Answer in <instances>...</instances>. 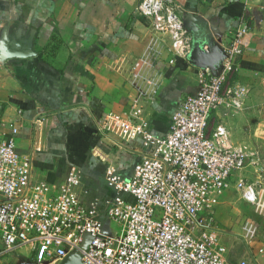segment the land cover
<instances>
[{
    "label": "crops",
    "instance_id": "0c3cea01",
    "mask_svg": "<svg viewBox=\"0 0 264 264\" xmlns=\"http://www.w3.org/2000/svg\"><path fill=\"white\" fill-rule=\"evenodd\" d=\"M175 1L191 44L188 21L201 23L200 29L211 32L224 49L241 24L250 30L229 87L241 106L224 108L211 118V125L226 126L233 147L248 153L247 181L246 173L264 171V0L247 5L233 0ZM138 4L139 0H0V48L36 53L0 61V131L19 129L18 152L31 157L38 180L58 186L77 168L82 174V202L100 200L105 219L104 202L114 197L106 170L112 165L130 179L139 149L118 137L101 136L99 121L110 113L127 116L141 85L147 94L144 117L152 133L164 138L180 102L197 93L205 71L192 66L187 56L170 64V40L153 30ZM153 45L161 51L159 58ZM146 58L155 67L142 70L150 80L143 84L134 79L141 69L134 66ZM246 248L247 254L237 251L239 258L233 248L231 260L264 264V252Z\"/></svg>",
    "mask_w": 264,
    "mask_h": 264
},
{
    "label": "built area",
    "instance_id": "2783aa9c",
    "mask_svg": "<svg viewBox=\"0 0 264 264\" xmlns=\"http://www.w3.org/2000/svg\"><path fill=\"white\" fill-rule=\"evenodd\" d=\"M233 1L247 5L251 0ZM138 11L170 40V64L188 55L191 37L175 0H139ZM249 33L245 24L235 30L224 49L223 70L219 75L204 71L197 93L180 102L164 138L152 133L144 117L147 94L141 85L127 116L110 113L99 121L101 136L118 137L139 149L130 179L112 165L106 170L114 192L104 202L106 219L100 200L82 202L77 168L58 186L38 180L31 157L18 152L19 129L0 131V264L12 256H20L22 264H61L73 253L81 254L82 264H252L231 260L233 248L224 240L215 211L233 182L250 205L261 206L260 192L244 178L248 153L230 144L226 126L211 125L216 112L241 106L225 84L244 54ZM151 49L159 58L158 47ZM134 67H141L134 79L150 83L141 72L154 63L146 58ZM257 234L254 222H244L245 244L252 245ZM87 235L91 240L84 249Z\"/></svg>",
    "mask_w": 264,
    "mask_h": 264
},
{
    "label": "rangeland",
    "instance_id": "374dc122",
    "mask_svg": "<svg viewBox=\"0 0 264 264\" xmlns=\"http://www.w3.org/2000/svg\"><path fill=\"white\" fill-rule=\"evenodd\" d=\"M231 75L225 84V90L229 89L230 84L233 81V77ZM246 174H248L247 176L249 178L247 179L248 184H254L257 190L260 192V204L262 205V208H260V205L257 206L248 204L242 199L240 193L232 187L225 193L220 206H218L215 211V215L218 219L219 227L223 233L225 242L230 246L231 249L234 248L233 251L236 250L235 258L241 257L237 254V251H240V249L243 250V254H247L246 247L249 245L243 242L241 239V234L242 226L244 222L248 220L254 222L258 228V238L252 245H250L252 250L258 252L260 250L259 248L264 249V171H256V169H254L251 174ZM112 228L116 229V226L112 224ZM9 259L10 261L4 264H18L19 262L23 261L20 256H12Z\"/></svg>",
    "mask_w": 264,
    "mask_h": 264
},
{
    "label": "water",
    "instance_id": "95a60500",
    "mask_svg": "<svg viewBox=\"0 0 264 264\" xmlns=\"http://www.w3.org/2000/svg\"><path fill=\"white\" fill-rule=\"evenodd\" d=\"M203 24V23H202ZM192 34V44L187 55L189 63L200 69L208 70L213 75H219L223 70V63L226 59L224 48L219 42L214 40L211 32L200 29L201 23L189 22L186 24ZM33 51L16 52L9 51L5 46L0 48V61H6L12 58H29L35 56ZM91 238L87 235L84 238L83 248L86 249ZM24 264H32L31 261H25ZM61 264H82V256L78 253L69 255Z\"/></svg>",
    "mask_w": 264,
    "mask_h": 264
},
{
    "label": "flooded vegetation",
    "instance_id": "af4514ba",
    "mask_svg": "<svg viewBox=\"0 0 264 264\" xmlns=\"http://www.w3.org/2000/svg\"><path fill=\"white\" fill-rule=\"evenodd\" d=\"M18 264H22V262H19Z\"/></svg>",
    "mask_w": 264,
    "mask_h": 264
}]
</instances>
